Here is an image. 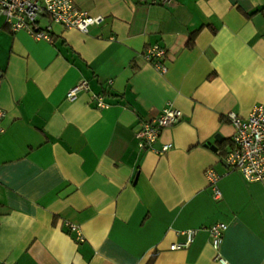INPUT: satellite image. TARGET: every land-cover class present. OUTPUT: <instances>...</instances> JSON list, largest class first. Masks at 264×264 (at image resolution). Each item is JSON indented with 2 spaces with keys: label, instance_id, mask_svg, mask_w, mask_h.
<instances>
[{
  "label": "crops",
  "instance_id": "crops-1",
  "mask_svg": "<svg viewBox=\"0 0 264 264\" xmlns=\"http://www.w3.org/2000/svg\"><path fill=\"white\" fill-rule=\"evenodd\" d=\"M72 1L102 23L52 24L47 43L0 17V264H219L217 223L226 264H264V181L219 155L234 134L226 116L264 104V0ZM155 45L164 74L144 58ZM80 80L89 90L68 102ZM166 104L182 119L139 149L140 124ZM188 230L191 244L169 250Z\"/></svg>",
  "mask_w": 264,
  "mask_h": 264
},
{
  "label": "built area",
  "instance_id": "built-area-1",
  "mask_svg": "<svg viewBox=\"0 0 264 264\" xmlns=\"http://www.w3.org/2000/svg\"><path fill=\"white\" fill-rule=\"evenodd\" d=\"M137 1L160 6L172 4V0ZM0 17L3 18L12 33L25 31L35 40L47 43L53 41L50 33L52 24L59 25L65 30H76L86 34L91 27L102 23L101 17L89 16L79 10L72 0H0ZM42 19L46 21L47 25L42 26L40 24ZM144 58L157 72L166 73L165 50L163 48L157 45L150 47L144 53ZM88 90V83L85 80H80L66 93V100L74 102L80 92ZM91 102L95 108L100 110L109 107L101 96L92 95ZM2 117L3 112L0 110V120ZM226 118L234 128L230 147L223 154L219 153L227 171L240 174L248 183L264 181V104L254 106L244 119L234 113H229ZM181 119V112L170 104H166L156 118L140 124L135 134L137 147L141 150H154L153 145L158 140L161 131L174 126ZM170 148L171 145H163L156 152L163 154ZM204 176L212 192V199L219 201L221 198V193L217 188L219 177L210 169L204 173ZM66 226L75 233L76 240L81 242L82 237L78 230L71 224H66ZM207 229L211 247L215 252L214 261L219 264H226L219 254V248L227 225L217 223ZM196 233V230L182 232L185 241L171 245L169 250L186 249L193 241Z\"/></svg>",
  "mask_w": 264,
  "mask_h": 264
},
{
  "label": "trees",
  "instance_id": "trees-1",
  "mask_svg": "<svg viewBox=\"0 0 264 264\" xmlns=\"http://www.w3.org/2000/svg\"><path fill=\"white\" fill-rule=\"evenodd\" d=\"M190 41H193V37L190 38ZM191 45V43H190ZM222 149H225V148H222ZM221 154H223L222 152H220Z\"/></svg>",
  "mask_w": 264,
  "mask_h": 264
},
{
  "label": "water",
  "instance_id": "water-1",
  "mask_svg": "<svg viewBox=\"0 0 264 264\" xmlns=\"http://www.w3.org/2000/svg\"><path fill=\"white\" fill-rule=\"evenodd\" d=\"M213 149H215V148H213Z\"/></svg>",
  "mask_w": 264,
  "mask_h": 264
}]
</instances>
